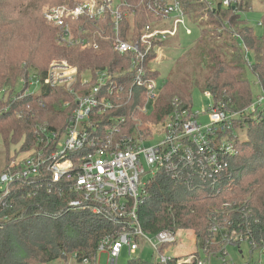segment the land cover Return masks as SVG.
Masks as SVG:
<instances>
[{
    "label": "trees",
    "instance_id": "16d2710c",
    "mask_svg": "<svg viewBox=\"0 0 264 264\" xmlns=\"http://www.w3.org/2000/svg\"><path fill=\"white\" fill-rule=\"evenodd\" d=\"M183 1L187 20L196 26L200 36L194 51L176 60L174 74L179 73L180 79L163 82L149 115L136 112L137 106L144 104V87L129 85L130 97L124 95L100 116L93 114L90 126H98L99 132L120 128L122 134L142 135L148 124L166 119L175 98L183 108L192 110L191 93L195 88L207 93L214 107L241 113L254 98L248 75L260 90L264 87V9L260 22L263 32L256 36L244 17L252 11L253 0H235L236 4L227 8L219 1ZM64 2L74 0H0V107L10 108L7 114H0V139L6 152L9 143H17L23 137L32 146L42 124L59 132L57 138H61L73 109V94H86L94 84V80L82 84L81 74L105 69L119 74L125 66L108 39H98L97 50L57 44V29L43 20L42 13L43 7ZM259 4L264 8V0H259ZM136 13L140 14L138 22L146 23L143 11ZM128 21L129 18L124 19L123 26ZM53 59L77 69L78 76L70 90L42 87L38 94L13 102L21 95L20 81L35 75L44 77ZM151 78L157 79L158 73L146 71L145 79ZM15 103L21 108L29 104L31 111L17 118ZM131 117L140 120V125L136 126ZM233 130L237 135L236 152L228 159L227 169L216 178L214 188L209 179L196 174L177 180L158 174L147 183L136 211L144 234L188 231L195 236L197 249H201L209 239V223L214 219L247 220L254 248H264V118L256 121L244 116L234 123ZM34 180L29 186L23 182L12 189L0 211V217L6 220L0 230V264H49L57 260L76 264L83 259L92 264L100 241L108 235L115 237L126 226L107 211L94 214L89 209L70 208L68 203L76 196L67 190V182L52 184L61 190L48 192V184ZM27 192L34 193L28 197ZM242 208L243 220L239 211ZM128 264L152 263L138 258Z\"/></svg>",
    "mask_w": 264,
    "mask_h": 264
},
{
    "label": "built area",
    "instance_id": "2783aa9c",
    "mask_svg": "<svg viewBox=\"0 0 264 264\" xmlns=\"http://www.w3.org/2000/svg\"><path fill=\"white\" fill-rule=\"evenodd\" d=\"M199 1H219L223 8L236 4L235 0ZM183 2L74 0L73 3L64 2L43 10V20L57 29L56 42L59 46H90L97 50L98 39H108L112 51L125 62V66L119 74L110 73L107 69L81 74L82 84L87 85L91 80L94 84L86 94H73V109L61 138H57L59 132L42 124L35 132V143L30 147L23 137L17 143H9L6 152L2 142L4 159L0 168V211L5 208L11 190L23 182L29 186L34 179L43 180L50 192V189L61 190V187L56 188L52 184L58 185L63 181L67 182V190L76 196L68 203L70 208L89 209L94 214L107 211L114 220L120 218L133 222L123 223L126 226L115 237L108 235L100 241L92 264H118L123 251L129 257L137 253L140 241L152 249L155 257L152 264H237L233 252L242 256V244H247L250 252L258 250L251 240L247 220L214 219L209 223L208 241L204 248L197 249L196 238L188 231H162L155 236H147L138 225L136 211L147 183L158 174H165L172 180L196 174L198 178L209 179L214 188L216 178L227 169L228 159L236 152L234 123L244 116L256 121L264 118V87L241 113H230L212 106L207 111L208 125H201L197 115L183 108L176 98L172 100V111L166 119L148 124L142 135L138 133L132 137L124 132L122 134L120 128L101 129L99 132L98 126L88 123L93 114L100 116L124 95L130 97L129 85L144 87V104L137 106L136 112L150 114L159 90H156V79H145V72H157L152 67L161 61L163 52L158 48L162 43L177 38L179 30L190 33ZM139 9L152 21L138 22L140 14L136 11ZM126 18L129 21L123 26ZM77 76L75 67L65 62L51 63L44 77L35 75L20 81L21 95L13 102H22L38 94L42 87L69 91ZM145 80L148 82L143 84ZM37 105L41 107L42 103L37 102ZM13 107L17 118H23L31 111L29 104L21 108L15 103ZM9 109L1 106L0 114H7ZM131 118L134 123L137 122L136 126L140 125V120ZM156 134L161 137L154 143ZM151 141H154L152 145H145ZM11 145H19L14 156L8 154ZM148 173L152 177L143 185L142 177ZM27 193L30 197L34 192ZM239 211L243 220L245 209ZM5 221V217H0V230ZM185 239L193 244V251L180 253L186 248ZM76 264L91 263L83 259ZM244 264L257 263L250 261Z\"/></svg>",
    "mask_w": 264,
    "mask_h": 264
},
{
    "label": "rangeland",
    "instance_id": "374dc122",
    "mask_svg": "<svg viewBox=\"0 0 264 264\" xmlns=\"http://www.w3.org/2000/svg\"><path fill=\"white\" fill-rule=\"evenodd\" d=\"M253 9L244 15V17L249 22V26L252 28L253 33L256 36H260L263 32L262 26H260L261 22V14L262 10L264 9L259 4V0H253ZM49 6L43 7V10ZM152 19L146 17V22H151ZM188 29L190 31L189 34H186L182 30H179L178 37L175 39H170L166 41L168 45H161L158 48L160 51L163 52V56L161 58L160 63L154 65L152 68L157 71L158 78L156 81V90H161L163 82L167 79H180V75L174 74L178 65H176V60L181 56L184 55L186 52L190 53L193 52L194 49L197 47L196 40L199 38V31L193 24L187 23ZM172 43V44H170ZM170 44V45H169ZM166 47V48H164ZM168 47V48H167ZM250 56V55H249ZM49 65L51 63L57 62V60L53 59L49 61ZM185 68L182 67V70ZM173 73V74H172ZM172 74V75H171ZM250 84L252 86V97H256L260 93V88L258 87L255 80L252 76L248 75ZM20 90V87L17 88ZM191 105L192 111L194 114L197 115V120L200 122L201 125H208L209 124V117L207 111L213 106V102L211 98L203 93L199 88L193 89L191 93ZM161 137L160 134L154 135V141L146 142L145 145L149 146L152 145L153 142L156 143L159 138ZM19 145H11L9 149V156H14V154L18 151ZM4 159V151L2 148V140L0 139V168L2 167ZM151 175L148 173L142 177V183L145 185L149 179H151ZM184 245L186 248L182 249L180 253H187L193 251V244L188 240H184ZM241 252L242 256L233 252V259L234 262L237 264H244L246 262H255L257 264H264V249L253 250L250 252V248L247 244L241 245ZM141 259L143 261L151 262L155 259L154 253L152 249H150L146 243L140 241L139 242V249L135 255L129 257L125 251L122 252L121 257L119 258L118 264H128V262L132 259ZM71 261H62L57 260L55 262L49 264H69Z\"/></svg>",
    "mask_w": 264,
    "mask_h": 264
},
{
    "label": "water",
    "instance_id": "95a60500",
    "mask_svg": "<svg viewBox=\"0 0 264 264\" xmlns=\"http://www.w3.org/2000/svg\"><path fill=\"white\" fill-rule=\"evenodd\" d=\"M115 221H116V222H119V223L133 224V222L130 221V220H128V219H120V218H118V219H116Z\"/></svg>",
    "mask_w": 264,
    "mask_h": 264
},
{
    "label": "bare ground",
    "instance_id": "6f19581e",
    "mask_svg": "<svg viewBox=\"0 0 264 264\" xmlns=\"http://www.w3.org/2000/svg\"><path fill=\"white\" fill-rule=\"evenodd\" d=\"M109 34V33H108ZM98 43V42H97ZM99 45V44H98ZM122 66V65H121ZM113 70V69H112ZM116 71V70H115Z\"/></svg>",
    "mask_w": 264,
    "mask_h": 264
}]
</instances>
